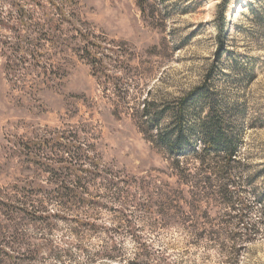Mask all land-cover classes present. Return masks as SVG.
<instances>
[{
  "label": "rangeland",
  "instance_id": "1",
  "mask_svg": "<svg viewBox=\"0 0 264 264\" xmlns=\"http://www.w3.org/2000/svg\"><path fill=\"white\" fill-rule=\"evenodd\" d=\"M141 1L149 5L144 17L138 8L139 0H81L80 4L82 18L97 35L109 43L124 44L131 53L127 55H131L132 69L115 74L124 82L126 97L119 93V86L114 89L111 83L97 81L90 67L70 51L65 53L62 68L55 74L46 77L41 72H20L24 78L17 82L16 75L8 77L5 73L1 43L7 34L0 30V191L13 184L38 186L53 180L32 164L37 158L30 152L38 154L37 145L71 126L80 127L84 141L93 146L102 164L119 178L134 180L136 186L140 180L156 178L174 188L169 164L145 140L133 113L144 100L179 101L203 84L214 101H222L230 108L234 104L244 107L241 149L250 158V165L264 171V0ZM220 45L226 55L214 64ZM212 65L211 78L205 84ZM22 145H28L30 150H24ZM46 153L48 157L56 155ZM82 182L89 183L86 203H100V208L91 206L81 214L68 213L66 223L58 221L56 230L49 235L30 228L33 222L23 219L20 232H5L6 243L24 247H15L6 264H57L39 253V247L45 239L66 249L61 241H66L65 231L72 219L101 232L85 236L83 253L69 250L75 264H145L141 259L134 260L143 250L154 260L164 258L166 264H264V235L254 236L246 243L237 242L233 254H228L232 247L227 238L230 232H220L225 245L222 248L217 242L192 238L194 218L179 226L173 220L168 224L152 215L137 219L139 212L129 208L127 215L132 217L128 221L140 232L136 245L121 235L125 227L121 223L122 210L103 195L101 181ZM133 190L142 192L137 187ZM219 214L211 208L208 219L218 222ZM256 220L257 215L252 214L248 221ZM204 222L197 221V231L204 227L203 231H209V224ZM104 232L114 237L124 260L92 257L100 249Z\"/></svg>",
  "mask_w": 264,
  "mask_h": 264
},
{
  "label": "trees",
  "instance_id": "2",
  "mask_svg": "<svg viewBox=\"0 0 264 264\" xmlns=\"http://www.w3.org/2000/svg\"><path fill=\"white\" fill-rule=\"evenodd\" d=\"M80 4L81 0H0V30L7 34L1 43L5 73L8 77L16 75L17 82L24 78L20 72L53 75L61 70L64 55L70 51L90 67L97 81L105 85L111 83L114 89L119 86V93L126 97L124 82L115 74L132 69L131 55L130 58L127 55L131 53L124 44L115 45L97 35L91 24L82 18ZM138 8L144 17L149 5L139 0ZM222 48L220 45L214 64L220 63L226 55ZM214 66L208 70L205 84ZM205 87L203 84L191 90L179 101L150 103L144 100L133 113V120L145 140L160 151L169 164L170 176L175 178L174 188L156 178L140 180L139 186L134 180L119 178L102 164L93 146L81 137L82 130L78 126L55 132L53 138L37 145L38 154L30 152L37 158L32 164L54 179L38 186L13 184L0 191V246L3 248L0 264L8 263L15 247L24 248L3 240L8 230L20 232L23 219L33 222L30 228L49 235L56 230L58 221L66 223L68 213L81 214L91 206L99 207L100 203H86L89 183L82 182L85 179L93 184L101 181L103 195L122 210L121 223L125 227L121 235L136 245H139L140 232L128 221L132 217L127 215L129 208L139 212L137 219L152 215L168 224L173 220V224L179 226L194 218L192 238L217 242L222 248L225 245L220 232H230L227 238L232 247L228 254H233L237 242L246 243L254 236L264 235V187L259 186L264 171L250 165V158L241 149L244 107L234 104L230 108L222 101H214ZM23 149L30 150L28 145ZM46 152L56 155L48 157ZM136 187L142 190L140 194L133 190ZM211 208L221 212L218 222L208 219ZM252 214L257 215V220L249 223ZM198 220H205L209 231H203L206 227L197 231ZM68 224L66 241H61L66 249L45 239L39 247V253L57 264H75L69 250L74 248L83 253L85 236L101 233L93 227L88 229V225L76 219ZM106 234H101L104 238L100 249L92 257L124 260L114 237ZM136 256L135 261L141 259L145 264L151 261L166 264L164 258L154 260L148 251L143 250Z\"/></svg>",
  "mask_w": 264,
  "mask_h": 264
}]
</instances>
